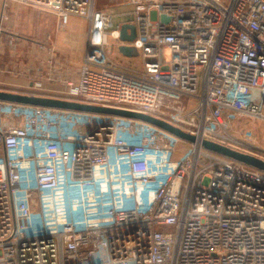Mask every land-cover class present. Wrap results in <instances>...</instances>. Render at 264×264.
I'll return each instance as SVG.
<instances>
[{
  "label": "built area",
  "instance_id": "built-area-1",
  "mask_svg": "<svg viewBox=\"0 0 264 264\" xmlns=\"http://www.w3.org/2000/svg\"><path fill=\"white\" fill-rule=\"evenodd\" d=\"M3 1L51 13L61 29L87 21L81 66L58 99L151 115L198 142L0 102V264H264V172L201 145L264 161L248 125L264 123V0H125L130 43L96 0ZM123 45L142 69L109 59Z\"/></svg>",
  "mask_w": 264,
  "mask_h": 264
},
{
  "label": "crops",
  "instance_id": "crops-1",
  "mask_svg": "<svg viewBox=\"0 0 264 264\" xmlns=\"http://www.w3.org/2000/svg\"><path fill=\"white\" fill-rule=\"evenodd\" d=\"M87 36L86 20L70 18L61 29L51 13L0 0V90H20L33 82H42L48 91L62 90L81 66ZM4 40L12 45L9 54L3 52Z\"/></svg>",
  "mask_w": 264,
  "mask_h": 264
},
{
  "label": "water",
  "instance_id": "water-1",
  "mask_svg": "<svg viewBox=\"0 0 264 264\" xmlns=\"http://www.w3.org/2000/svg\"><path fill=\"white\" fill-rule=\"evenodd\" d=\"M165 19H166L165 17H162V20ZM119 32H120V41L122 43H130L134 41L137 36L136 26L130 23L121 24ZM119 52L122 56L127 58H132L134 56V48H132L131 46H126V45L120 46ZM0 102L31 106V107H40L46 109H56V110H64V111H74L79 113L115 116V117H122V118L142 121L150 125H153L161 130H164L185 142L188 143L198 142V139L195 136H192L189 133L184 132L180 128L171 125L165 120L159 119L151 115L134 112L131 110L94 106L90 104L67 101L58 98L28 95V94H23L8 90H0ZM201 145L207 151L243 163L245 165H248L259 171L264 172V161L260 159L232 150L228 147L222 146L220 144L208 140H203L201 142Z\"/></svg>",
  "mask_w": 264,
  "mask_h": 264
},
{
  "label": "rangeland",
  "instance_id": "rangeland-1",
  "mask_svg": "<svg viewBox=\"0 0 264 264\" xmlns=\"http://www.w3.org/2000/svg\"><path fill=\"white\" fill-rule=\"evenodd\" d=\"M96 8L99 10H102L104 12H107L111 15H113V26L112 29H119L121 24L124 23H130L132 21L133 17V8L128 6L126 4L125 0H96ZM82 19V18H79ZM84 21V19H82ZM11 32L10 30H8ZM2 37L5 38L4 36L8 35L6 32H3ZM3 48V52L6 54H9L10 52V47L12 46L10 42L7 40H4L1 44ZM107 53L109 59L115 61L118 63L119 61L122 62V64H127V66H131V69L133 70H140L142 69V63H141V55L140 52L137 49H134V56L132 58H127L123 57L120 52H118V49L116 47H107ZM83 58V54H82ZM82 61V60H81ZM77 69L78 67L74 68L72 79H76L77 75ZM45 88V87H44ZM65 88V85H64ZM58 89L54 91L62 92L64 90ZM8 91H13V92H18V93H23V94H30V95H41V96H47V97H59L60 95H57L58 92H53V91H48L44 90L42 92H37L34 90H8ZM249 128L252 129L256 135L259 137V141L262 143V146L264 147V123H255V122H248Z\"/></svg>",
  "mask_w": 264,
  "mask_h": 264
}]
</instances>
